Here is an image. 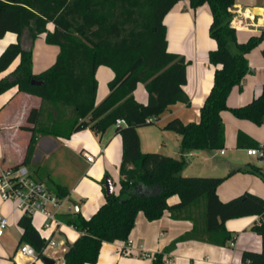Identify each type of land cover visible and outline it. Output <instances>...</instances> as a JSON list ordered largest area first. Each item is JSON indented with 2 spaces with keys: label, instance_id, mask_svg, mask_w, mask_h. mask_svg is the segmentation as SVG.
Wrapping results in <instances>:
<instances>
[{
  "label": "trees",
  "instance_id": "obj_1",
  "mask_svg": "<svg viewBox=\"0 0 264 264\" xmlns=\"http://www.w3.org/2000/svg\"><path fill=\"white\" fill-rule=\"evenodd\" d=\"M181 0H0V38L8 32L18 40L9 43L0 54V72L7 70L19 57L20 62L8 76L0 79V94L13 86L39 96L45 104L31 110L27 127L32 131L29 155L39 136L52 134L70 136L90 128L96 133L115 127L123 139V158L120 165V191L106 193V180L101 181L106 200L89 218L80 211L63 214L67 224L73 225L79 237L64 254L65 264H94L104 242L128 241L143 211L149 220H156L169 210L174 218L193 219L194 228L179 240L201 236L219 244L235 240L227 229L232 218L257 215L253 230L261 236L262 250H245L246 264H264V198L246 191L228 201L218 194V187L226 179L220 176H184L192 150H220L225 148L226 134L222 111L230 110L237 118L264 124V88L245 105L230 107L228 97L251 72L248 54L264 39L252 35L239 42L237 30L231 25L235 0H190L197 8L208 3L212 11L210 35L217 46L209 52V62L217 66L213 86L200 109V121L185 123L174 117L165 130L181 136L179 156L161 151L143 152L138 128L155 124L161 114L177 102L189 104L184 89L187 82L186 59L168 49L165 17ZM49 24L54 28L49 29ZM44 35L49 44L59 46L54 63L40 73L33 72V48H25L22 38L33 42ZM264 52V51H263ZM101 65L109 66L114 77L109 93L97 101L99 81L96 73ZM41 80L33 84L32 80ZM139 83H144L148 101L135 97ZM60 106L71 109L63 117L49 111ZM48 113L49 121L43 120ZM124 121L117 124V120ZM261 147L246 133H238V144L245 141ZM25 164V163H22ZM20 165V164H19ZM261 173L262 167L250 165L233 169ZM57 194L67 198L70 190L57 184ZM176 203H170L173 195ZM196 209L193 211L192 209ZM203 209L204 228L198 227ZM197 222V224H196ZM19 225L24 232L22 242L30 243L43 256L46 239L33 224V216L23 214ZM164 250L154 255L152 264H165ZM30 264H36L32 262Z\"/></svg>",
  "mask_w": 264,
  "mask_h": 264
},
{
  "label": "crops",
  "instance_id": "obj_2",
  "mask_svg": "<svg viewBox=\"0 0 264 264\" xmlns=\"http://www.w3.org/2000/svg\"><path fill=\"white\" fill-rule=\"evenodd\" d=\"M238 22L251 25L239 27L237 38L239 42H246L252 35H260L264 30V0H235L233 5ZM212 11L208 3L193 8L190 0L179 1L166 15L168 49L183 56L187 61V82L184 89L190 97V103L177 102L169 106L153 125L138 128L143 152L148 149L161 151L171 156L181 154V136L177 132L165 130L164 126L174 117H179L185 123L200 121V109L209 94L217 66L209 62V52L215 49L217 42L210 35ZM242 25V24H241ZM54 25L49 24V29ZM18 40L17 34L8 32L0 38V54L5 47ZM25 48H33V72L40 73L52 63L58 52L54 46L46 45L42 35L31 42L23 37ZM56 46V45H55ZM59 47V46H58ZM264 39L249 54L251 72H249L240 86H235L227 100L230 107L245 105L264 88ZM42 52V58H37ZM41 56V55H39ZM20 62L18 57L5 71L0 72V79L10 75ZM99 81L97 101H102L109 93V82L114 77L113 70L101 65L96 73ZM135 97L141 102L148 101V93L144 83H139L135 90ZM41 97L19 90L13 86L0 94V174L9 167L25 163L31 176L42 182L61 184L70 190V194L77 196L80 212L86 218L92 216L105 202L106 197L101 181L109 175L115 184V192L120 191V165L123 158V139L115 127L102 133H96L90 128L72 133L70 136H56L45 134L39 136L35 148L29 155L32 131L27 127L33 124L28 121L29 114L34 108H41ZM59 109L71 110L64 106ZM55 117H63L57 109L49 110ZM70 114V113H69ZM225 123L226 142L224 153L220 150H192L185 155L188 161L195 157L197 175L220 176L226 179L218 187L219 197L228 201L246 191L256 193L264 198V176L254 171L238 170L229 174L233 169H241L254 165L262 167L264 159L249 155L247 149L253 146L245 141V145L238 144V133L244 132L251 139L264 146V124L258 125L251 120L237 118L230 110L221 113ZM167 138L170 141H167ZM94 155V161H88L84 152ZM203 154V155H202ZM224 155L222 160L219 156ZM57 158L62 168L69 175L70 181L61 182L56 177V170L48 165L49 160ZM185 165L182 170L184 176H190ZM179 195H173L169 202L176 203ZM65 211H76L72 205L64 208ZM196 211V209H192ZM200 212L198 227L204 228L205 218L203 209ZM24 213L17 208L12 200H4L0 195V217H6L9 225L0 236V264H44L41 260L31 259L19 254V247L25 243L21 241L23 228L19 220ZM259 216L250 215L232 218L226 221V227L236 238L234 245L230 241L219 244L207 238L197 236L184 240L179 238L190 232L194 226L193 219L174 218L169 210L156 220H149L143 211L137 215L136 224L129 235L132 240L130 246L127 241L116 240L104 242L100 251L99 260L94 264H152L156 253L171 247L165 254V264H246L242 261L245 250H262L261 236L253 230V225ZM45 217L41 214L33 216V224L41 235L46 237L44 228ZM197 224V222H196ZM45 229V228H44ZM46 230V229H45ZM50 231V230H47ZM60 234L61 249L55 250L65 253L66 246L73 243L80 232L70 224H65ZM57 242V241H56ZM58 245V242H57ZM125 246L129 247V251ZM126 252V254H125ZM149 253L151 256H145ZM56 264L58 262L56 261Z\"/></svg>",
  "mask_w": 264,
  "mask_h": 264
},
{
  "label": "built area",
  "instance_id": "obj_3",
  "mask_svg": "<svg viewBox=\"0 0 264 264\" xmlns=\"http://www.w3.org/2000/svg\"><path fill=\"white\" fill-rule=\"evenodd\" d=\"M231 25L237 30L239 27H246V25H251V23L245 22L243 24L242 22H238L237 16H235ZM123 123V120H117V124ZM221 152L224 153V150L222 149ZM247 153L264 159V146L250 147L247 149ZM84 155L88 161L92 162L95 160L94 155L87 151L84 152ZM262 172L264 174V164L262 166ZM0 195L4 200L14 201L17 208L24 214L30 216H34L36 214L43 215L45 217L44 228L52 231V236L50 238L47 236L45 237L47 241L45 249L47 247H57V242L53 238V235L61 232L62 227L67 224L63 218V214L67 212L64 210V202L67 198L61 197L57 194V192L51 190L47 184L33 178L28 166L25 164L6 168L1 172ZM8 225L9 220L6 217H0V236L4 234ZM131 243L132 240L128 239L127 245L130 246ZM230 244L234 245V240H231ZM125 248L128 251L130 249L127 246H125ZM57 253L58 252L55 251V254ZM19 254L31 259L32 261L40 260L42 257L39 256L37 250L30 243L21 244L19 247ZM145 256L151 255L149 253H145ZM57 262L58 264H65L64 256L58 258Z\"/></svg>",
  "mask_w": 264,
  "mask_h": 264
},
{
  "label": "rangeland",
  "instance_id": "obj_4",
  "mask_svg": "<svg viewBox=\"0 0 264 264\" xmlns=\"http://www.w3.org/2000/svg\"><path fill=\"white\" fill-rule=\"evenodd\" d=\"M46 45H48V46H54L55 48H57V50H58V52H59V47L56 45H54V44H49V43H47ZM39 55H41V56H39ZM57 55H58V53L55 55V57L52 59L53 61H52V63H51V65L54 63V61L56 60V57H57ZM37 58L40 60L41 58H42V52H38V54H37ZM41 61V60H40ZM51 65H49L48 67H50ZM47 67V68H48ZM46 68V69H47ZM70 109V108H69ZM69 112H67V110H62V109H60V111H59V113L61 114L62 113V115L63 116H67L69 113H71L72 111L71 110H68ZM50 115L48 114V113H46V114H44L43 115V120H45V121H49L50 120ZM167 141H170V139L169 138H167ZM149 151H158V150H154V149H148ZM203 155V154H202ZM225 156L224 155H220L219 156V160H222L223 158H224ZM191 159H192V162H193V164H192V166H189V168H186L187 169V171L186 172H188L189 174H191L190 176H203V175H197V174H199V173H197V172H199V171H192V169H195L197 166H196V164H195V157H191ZM192 162H189V161H187V163H186V167H187V165H191V163ZM62 162L60 161V160H57V158H52L51 160H49V162H48V165L50 166V167H52V169H54V170H56L55 172H56V177L58 178V180L59 181H61V182H65V181H70V179H69V175L65 172V170L62 168ZM45 184H47V186L51 189V190H53V191H55L56 192V190H57V187H56V183H53V182H45ZM102 185V184H101ZM69 198H73L74 200H77V196L76 195H72L71 197H69ZM69 198H67L66 199V201L64 202V208H67L68 206H70V205H72V203L69 201ZM42 230L45 232V234H46V236L47 237H51L52 236V231H47V230H45L43 227H42ZM54 239L58 242V245H57V247H53V248H49V247H47L46 249H45V251H44V256H49V257H52L53 259H55L56 261L58 260V258H61V257H63L64 256V254L65 253H62L61 254V251L60 252H58L57 254H55V250H60L61 249V244H60V239H61V236H60V234H57L55 237H54ZM68 247H69V245H67L66 246V248H67V250H68ZM171 247H167L165 250H167L168 249V251H169V249H170ZM125 254H126V252H125ZM41 260V262L42 263H44V261L42 260V259H40ZM45 264V263H44Z\"/></svg>",
  "mask_w": 264,
  "mask_h": 264
},
{
  "label": "water",
  "instance_id": "obj_5",
  "mask_svg": "<svg viewBox=\"0 0 264 264\" xmlns=\"http://www.w3.org/2000/svg\"><path fill=\"white\" fill-rule=\"evenodd\" d=\"M33 84H41L42 81L41 80H37V79H33L32 80ZM106 180V193L107 194H112L115 192V184L113 179L109 176L106 175L105 177ZM70 202L73 204V206L75 207V210L78 212L80 211V207L78 205V203H76L75 201L70 199ZM41 259L44 261L45 264H56L55 259H53L52 257L49 256H42Z\"/></svg>",
  "mask_w": 264,
  "mask_h": 264
}]
</instances>
